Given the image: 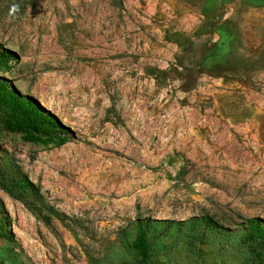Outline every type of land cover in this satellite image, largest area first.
I'll return each instance as SVG.
<instances>
[{
    "label": "rangeland",
    "instance_id": "374dc122",
    "mask_svg": "<svg viewBox=\"0 0 264 264\" xmlns=\"http://www.w3.org/2000/svg\"><path fill=\"white\" fill-rule=\"evenodd\" d=\"M2 48L0 83L69 136L0 127V179L27 175L72 221L0 187V264H134L138 218L150 264H264L246 238L264 221V0H0ZM205 216L220 227L201 236Z\"/></svg>",
    "mask_w": 264,
    "mask_h": 264
},
{
    "label": "trees",
    "instance_id": "16d2710c",
    "mask_svg": "<svg viewBox=\"0 0 264 264\" xmlns=\"http://www.w3.org/2000/svg\"><path fill=\"white\" fill-rule=\"evenodd\" d=\"M2 47V46H1ZM222 50V47H219ZM219 51L214 48L212 58L208 59L204 66L210 71H219ZM11 52L7 48L0 50V67L8 66ZM0 127L10 131L22 133L25 140L44 145L53 144L60 146L66 142L69 129L51 110L44 107L36 98L20 93L17 89L6 83H0ZM0 187L11 196L21 200L31 208L46 224H50L52 218L69 226L72 221L69 216L50 204L41 187L33 182L27 175L20 174L18 180L0 179ZM246 238L248 240L264 239V221L258 217L247 219ZM5 220L0 217V238L16 241L12 232H5ZM198 235L216 227H220L211 216H205L194 224ZM153 224L148 219L138 218L136 237L133 246L139 259L134 264H150V231Z\"/></svg>",
    "mask_w": 264,
    "mask_h": 264
}]
</instances>
